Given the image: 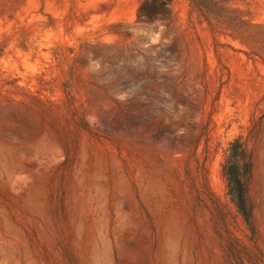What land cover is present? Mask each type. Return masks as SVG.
<instances>
[{
    "label": "rangeland",
    "instance_id": "1",
    "mask_svg": "<svg viewBox=\"0 0 264 264\" xmlns=\"http://www.w3.org/2000/svg\"><path fill=\"white\" fill-rule=\"evenodd\" d=\"M0 264H264V0H0Z\"/></svg>",
    "mask_w": 264,
    "mask_h": 264
},
{
    "label": "trees",
    "instance_id": "2",
    "mask_svg": "<svg viewBox=\"0 0 264 264\" xmlns=\"http://www.w3.org/2000/svg\"><path fill=\"white\" fill-rule=\"evenodd\" d=\"M251 169L250 158L242 150L240 142L236 141L229 149V155L223 166V174L227 182L228 195L231 196L238 211L250 227L253 215L249 200Z\"/></svg>",
    "mask_w": 264,
    "mask_h": 264
}]
</instances>
